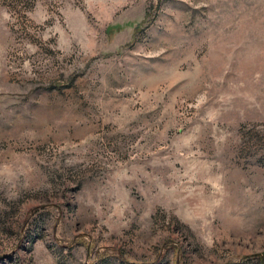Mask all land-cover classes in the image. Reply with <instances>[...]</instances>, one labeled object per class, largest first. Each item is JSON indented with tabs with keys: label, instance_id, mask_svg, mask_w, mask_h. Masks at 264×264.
I'll use <instances>...</instances> for the list:
<instances>
[{
	"label": "rangeland",
	"instance_id": "374dc122",
	"mask_svg": "<svg viewBox=\"0 0 264 264\" xmlns=\"http://www.w3.org/2000/svg\"><path fill=\"white\" fill-rule=\"evenodd\" d=\"M0 264H264V0H0Z\"/></svg>",
	"mask_w": 264,
	"mask_h": 264
}]
</instances>
